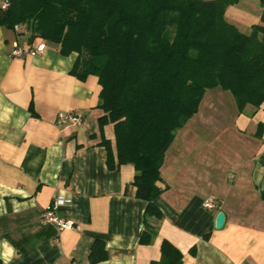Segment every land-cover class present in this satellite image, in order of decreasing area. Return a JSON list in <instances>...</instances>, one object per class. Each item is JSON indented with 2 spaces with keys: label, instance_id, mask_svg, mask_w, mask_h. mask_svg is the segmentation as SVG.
<instances>
[{
  "label": "crops",
  "instance_id": "1",
  "mask_svg": "<svg viewBox=\"0 0 264 264\" xmlns=\"http://www.w3.org/2000/svg\"><path fill=\"white\" fill-rule=\"evenodd\" d=\"M235 7L227 8L229 23L240 11ZM244 24L251 32L261 17L248 16ZM29 36L25 28L13 31L0 25L4 264H91L96 242L108 253L97 264H151L161 259L163 240L181 251L183 264H264V129L262 137L256 135L264 125V105L247 106L242 114L236 107L232 120L223 123L202 120L198 113L178 131L158 183L164 190L156 200L163 213L159 232L152 243L142 244L147 203L136 197L133 165L108 166L102 141L111 142L116 159L115 132L113 124L100 129L98 79L79 80L72 74L78 55L65 57L55 45H47L41 55L11 57L15 43L33 45ZM60 113H76L82 123L59 126ZM219 124L228 128L233 150L217 157L205 144L210 148L212 128ZM206 132L207 140L199 135ZM212 196L220 199V209L203 207ZM57 198L65 200L58 216L74 229L43 222ZM221 212L225 223L218 229Z\"/></svg>",
  "mask_w": 264,
  "mask_h": 264
},
{
  "label": "trees",
  "instance_id": "2",
  "mask_svg": "<svg viewBox=\"0 0 264 264\" xmlns=\"http://www.w3.org/2000/svg\"><path fill=\"white\" fill-rule=\"evenodd\" d=\"M239 1L8 0L0 9L2 27L25 28L30 44L55 45L65 57L77 54L72 74L98 79L100 129L113 124L115 132L116 159L111 142L102 141L108 166L133 165L136 197L147 203L142 244L154 241L163 218L156 200L166 153L206 93L230 92L240 114L264 105V0L261 24L250 34L226 20ZM106 259L96 242L90 263ZM151 264H183V254L163 240L161 259Z\"/></svg>",
  "mask_w": 264,
  "mask_h": 264
},
{
  "label": "rangeland",
  "instance_id": "3",
  "mask_svg": "<svg viewBox=\"0 0 264 264\" xmlns=\"http://www.w3.org/2000/svg\"><path fill=\"white\" fill-rule=\"evenodd\" d=\"M207 1V0H206ZM240 2V1H239ZM240 4V5H238ZM232 6L235 7V10H240L239 12H235V20L230 23H234L236 27L240 30V32L247 34L250 32V28L245 26L244 23H246V19L248 16H257L262 15L263 8L261 5L260 0H242L240 3H237ZM247 25V24H246ZM234 98L231 95L230 92H225L220 89H214L209 90L205 97L203 98V101L200 106L199 115L198 117L202 120H212L215 123L219 122H225V121H231L232 117L234 116L236 112V105L234 103ZM213 136L209 144L206 142V150L211 149V152L217 154L214 156H217L219 154H222L224 152H230L233 150L232 144L233 142H230L231 139L229 136L231 135L229 132L227 133L228 128L227 127H221L220 124L217 126H214L213 128ZM224 130V131H222ZM208 132L204 135V133L199 134L206 137ZM228 137V138H227ZM219 153V154H218ZM213 156V160L215 162H218L217 158Z\"/></svg>",
  "mask_w": 264,
  "mask_h": 264
},
{
  "label": "built area",
  "instance_id": "4",
  "mask_svg": "<svg viewBox=\"0 0 264 264\" xmlns=\"http://www.w3.org/2000/svg\"><path fill=\"white\" fill-rule=\"evenodd\" d=\"M9 7L8 0H0V9L6 10ZM15 31L19 30V26H15ZM46 43L44 41H38L28 48H21L17 43L13 45L11 51V57H23V56H37L41 55L46 50ZM83 117L76 113H60L57 119V125L67 126V125H80L82 123ZM65 204V200L62 198H57L53 205L46 210L43 214V222L45 224H54L59 230H71L75 228L72 222H69L63 218H60L57 211L60 206ZM203 207L207 210L220 209L221 201L217 197H209L203 202Z\"/></svg>",
  "mask_w": 264,
  "mask_h": 264
},
{
  "label": "water",
  "instance_id": "5",
  "mask_svg": "<svg viewBox=\"0 0 264 264\" xmlns=\"http://www.w3.org/2000/svg\"><path fill=\"white\" fill-rule=\"evenodd\" d=\"M225 223V215L221 212L218 214L216 218V227L221 229Z\"/></svg>",
  "mask_w": 264,
  "mask_h": 264
}]
</instances>
